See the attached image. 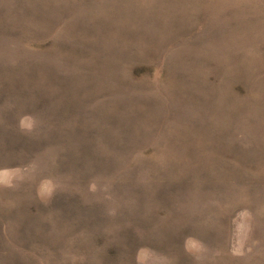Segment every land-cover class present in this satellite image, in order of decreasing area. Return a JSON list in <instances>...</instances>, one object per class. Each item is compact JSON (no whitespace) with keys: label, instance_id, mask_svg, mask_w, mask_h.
<instances>
[{"label":"rangeland","instance_id":"374dc122","mask_svg":"<svg viewBox=\"0 0 264 264\" xmlns=\"http://www.w3.org/2000/svg\"><path fill=\"white\" fill-rule=\"evenodd\" d=\"M0 264H264V0H0Z\"/></svg>","mask_w":264,"mask_h":264}]
</instances>
